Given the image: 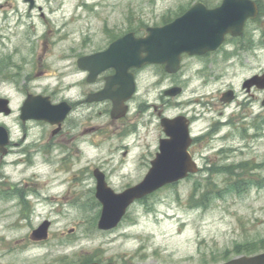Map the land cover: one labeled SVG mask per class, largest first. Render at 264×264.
Returning a JSON list of instances; mask_svg holds the SVG:
<instances>
[{
    "label": "rangeland",
    "instance_id": "obj_1",
    "mask_svg": "<svg viewBox=\"0 0 264 264\" xmlns=\"http://www.w3.org/2000/svg\"><path fill=\"white\" fill-rule=\"evenodd\" d=\"M198 1L217 2L38 0L42 10L30 13L21 0H11V8L0 9V29L9 26L0 33V59L19 51L17 84L0 81V95L10 98L12 109L11 116H0V124L16 141L27 133V146L38 154L32 167L21 164L9 171L11 180L25 182L19 187L20 201L11 184L7 198L0 201V264H219L239 256L238 246L253 255L264 252V108L257 103L253 113L244 114L240 105L224 113L216 107L220 91L232 86L242 92L244 79L264 69V27L239 56L223 52L186 63L185 91L179 98L163 95L171 80L155 86L156 79L144 77L140 100L148 98L150 105L140 117L143 136L138 141L119 138L114 128L105 139L78 136L74 141L81 143L82 153L72 158L66 132L72 131L69 125L75 118L63 124L65 137L54 140L50 125L36 121L24 128L20 120L22 87L33 94H53L54 103L83 89L68 85L80 79L74 62L87 38L90 48L99 47L107 44L109 35L129 32L132 20L136 32ZM202 97L201 103L195 102ZM168 101L173 105L164 108L168 115L196 120L203 137L194 148L199 173L136 202L116 229L99 230L102 205L96 198L94 170L105 171L116 192L140 183L165 137L152 105L163 107ZM244 101L241 94V104ZM101 110L91 109L92 125L107 122L98 114ZM79 125L74 135L84 127ZM204 191L209 194L202 199ZM45 220L52 224L50 238L31 241L30 234Z\"/></svg>",
    "mask_w": 264,
    "mask_h": 264
},
{
    "label": "water",
    "instance_id": "obj_2",
    "mask_svg": "<svg viewBox=\"0 0 264 264\" xmlns=\"http://www.w3.org/2000/svg\"><path fill=\"white\" fill-rule=\"evenodd\" d=\"M25 1L30 2L31 5L34 3V0ZM247 10L246 1L224 0L222 5L214 10H209L204 4L198 3L169 25L149 28V35L145 38H135L133 34V68L146 64H167L168 72H177L182 53L202 55L216 50L222 44L225 34L247 19L245 14ZM130 37L131 35L128 34L118 39L104 53L79 60V67L90 71L89 82H93L100 73L111 67L117 69V75L108 79L106 89L90 96V101L112 100L114 119L121 118L127 113L128 108L125 103L135 93L134 78L133 83L128 79L131 78L129 69L132 67ZM85 60L88 61L89 66L86 65ZM248 84H256L264 88V75L253 78L246 83ZM223 99L231 102L233 92L226 93ZM70 111L71 107L67 102L54 105L49 97L29 96L21 110V120L24 123L28 120H37L58 125L53 132V135H56ZM0 113L6 115L12 113L8 100L0 99ZM162 125L166 138L160 141L159 152L141 183L116 193L108 186L104 174L99 170L95 171L96 197L103 206L98 222L100 230L116 228L135 201L198 173V165L189 152L192 138L187 119L185 117L163 119ZM7 141L8 131L0 126V151ZM50 226L49 221L44 222L32 232L31 239L47 240ZM222 264H264V252L253 256H241Z\"/></svg>",
    "mask_w": 264,
    "mask_h": 264
},
{
    "label": "flooded vegetation",
    "instance_id": "obj_3",
    "mask_svg": "<svg viewBox=\"0 0 264 264\" xmlns=\"http://www.w3.org/2000/svg\"><path fill=\"white\" fill-rule=\"evenodd\" d=\"M1 1L2 0H0V9L9 8L12 5L11 0H4L3 3ZM37 1L38 0H36L34 2V4L31 6V4L25 2V0H21V2L25 6L28 7V10L30 13L36 9H38L40 11L42 10V8L39 6ZM223 1L224 0H217V2H215V3L203 2V1H200V2H202L208 9L214 10V9H217L218 7H220L221 4L223 3ZM234 1H238V2L246 1L247 2L248 10H247V12H245V14L247 15V19H245L243 21V23H241L242 25L240 24L238 27H233L231 29L232 30L231 32L225 34L224 40H223L222 44L218 47L217 50L207 52V53L202 54V55H197V54L192 55V54L186 53V52L182 53L180 55L178 70L175 73H170L167 71V64H149V65H144L142 67H134L133 68V33H134L135 38H145L148 35V28L149 27H163V26L171 23L174 19L183 15L189 9H191L193 6H195L199 1L193 5H189L187 8H183V9L181 8L180 11L173 18L169 17L168 19H161L158 22H154L153 25L147 24L146 28H142L140 30H137L136 32H133V20H132V25H131V28L128 32L131 35L130 42H131V54H132V67L129 69V75L131 76V78L128 76L129 77L128 79H130L133 83V78H134L135 93H134V95H132L130 100L126 103L127 108H128L127 113L119 119L112 118L111 113H112L113 106H114V103L112 100L106 99L103 101H93V102L90 101L91 95L98 94L101 91L106 89L108 79L117 75V69L114 67H111V68L105 70L104 72L100 73L95 78V80L91 83V82H89L90 71L88 69H86V70L80 69L79 68V60L83 59V58L88 59L89 57H92L94 55L104 53L110 47V45L113 42H115L120 37H123L124 34L121 36H115L114 34L111 33L112 35L108 36L107 44L99 46V47L98 46L92 47V48H90L91 41L89 40V38H87L84 41V45H83V49H82L81 53L78 54V56L74 62V65L78 68L79 73L77 75L80 76V79L76 82H73V84L68 85V87H70V88H73L75 86L78 88H80L81 86H84V87L77 94L69 96L66 100H61V102L66 101L69 104V106L71 107V112L68 115L65 122L69 124V121L72 118H75V119H73L72 122H70L69 129H71L73 131V130H75V128H77V127L79 128L80 127L79 122H80L81 126H83V124H84V127L82 128V130L79 133L74 135L72 131L66 132L64 130V127L62 126V130L56 136H53L51 133L50 140L65 137V132H66V135H68L66 137V139L68 140V144H69V148H68L69 152H70L69 155H71L72 158L74 156L81 155V153H82L81 152V146H80L81 143L74 141V139H76L78 136L100 135L105 139L106 136H108L107 133L110 132V130L112 128H114L119 133V136H120L119 138H124V139L131 138V139H133V137H134L135 140L138 141L140 139V137L143 136V133L140 131L141 125H143V124H141V121H139V120H140L141 115H143V113H145L146 109L150 105L148 98L146 101L140 100V97H141L140 87L142 86L141 82H142L144 77L147 76V77H151V78L156 79L157 82H156L155 86H159V84H163L164 82H166V81L169 82L171 80L172 83L169 85V87H167V89L163 90V95L168 100L176 99V98L181 97L185 91V87L183 86V82L185 80H187L186 75H185L186 63L191 65V60H205V61H207L209 58L216 56V55H219L223 52H224V54H226V56H233V55L239 56V54L241 52L248 51L250 49V47L254 44V41H255V38H256V35H257L259 29H263V27H264V0H234ZM42 17H43V15H42ZM5 28L9 29V26H7V27L4 26L2 29H0V33ZM261 36L264 37V30L261 33ZM1 37H4V35L0 36V38ZM255 51H256V49H254V53H255ZM18 53H19V51L15 52L14 55L13 54H11V55L3 54V57L0 59V81L1 82L6 81V82H9L12 84L13 83L17 84V82H18L17 78L19 76L14 75L15 74L14 68L19 67L17 65L18 63L15 61V57L18 55ZM85 62H86V65L89 66V64L87 63L88 61L85 60ZM8 69H10L9 71H11V72H9L7 74H1V72L3 70L7 71ZM198 70H199V72H201L202 68H199ZM262 75H264V69L259 70L257 72H254V73L250 74L249 76H247L242 83V92H238L232 86L227 88L226 90L220 91L219 92L220 93L219 94L220 95V98H219L220 105L217 104L216 107L218 106V107L222 108L221 113H224V110H226L227 108L236 104V105H240V106L244 107V114H247L248 110L251 113H253V107L257 103H260L262 105V107L264 108V104H263V102H264V89L260 88L256 84L245 85L248 81H250L254 77H258V76H262ZM19 88H20V85L16 87V89H19ZM228 91H233V98L234 99L231 102H226L223 99L224 94ZM22 93L24 95V100H23L22 106L25 104L26 100L31 95L40 96V97H49L50 101L52 103H54L53 94H48L46 92H42V93L37 92V93L33 94L30 92L29 89H26L23 87H22ZM143 94H147V93H143ZM241 94H243V98L245 97V101H244V102H246L245 104H241V102H240ZM0 99L8 100L9 103H11L10 98L7 97L6 95L1 94ZM202 99H205V98L202 97L198 100H195V102L198 101L201 103ZM170 104H171V102L168 101V102L163 103V105H162L163 107H159L157 105H152V107L157 112L158 119L160 120V127H162L161 123H162L163 119H175L179 116L187 117L190 133L193 136V142H192L191 148L189 150H190L191 154L194 156V148L199 143V141H201L203 139V137H201V132H199V130L196 129V120L194 118H190L186 115H178V116H174V117L168 115L164 108L165 107L166 108H172L173 105H170ZM93 107H103V110L99 111L98 114L102 115V116L104 115L107 117V122L105 124L92 125L91 122L93 120V117H91L92 115H89V113L91 112V109ZM0 116L7 117L10 115L1 114ZM76 118H79L81 120H77ZM86 121H89L87 126L85 125ZM31 122H36V121L31 120V121H27L26 123L22 122V126L24 128H26V126ZM37 122L43 123L41 121H37ZM46 124L50 125L49 123H46ZM0 125H2V124H0ZM3 126L6 127L5 125H3ZM50 126H51V128H53V130L55 129L54 126H52V125H50ZM162 130L164 131L163 127H162ZM8 131H9L8 141L5 144V146L3 147V149L0 151V201H3L5 198H7L8 188H9L10 184L12 186L17 187L16 188L17 190L15 191V193H12V194H13V196H15L20 201L22 191L19 190V187H20V185H22L25 182V180L20 179V180L14 182V180L10 179L9 171H11L12 168L19 167L21 164L26 165L28 167H32L34 164V158L38 154L35 155L34 146H27V142H26L27 136H28L27 133H24L22 138L20 140L16 141L12 137L10 129H8ZM164 134H165V132H164ZM165 137H166V135H165ZM165 137L160 138L159 145H160V141L162 139H165ZM130 146L132 148L133 144H131ZM36 147L38 148V146H36ZM45 152L47 153L46 150H45ZM127 153L128 152H126L124 155H127ZM157 153H156V155H157ZM194 159L198 160L195 158V156H194ZM101 171L104 173L105 180L107 181V183L110 184V179H109V176L107 175V173L103 170H101ZM93 175H94V173H93ZM129 187H131V186H129Z\"/></svg>",
    "mask_w": 264,
    "mask_h": 264
},
{
    "label": "trees",
    "instance_id": "obj_4",
    "mask_svg": "<svg viewBox=\"0 0 264 264\" xmlns=\"http://www.w3.org/2000/svg\"><path fill=\"white\" fill-rule=\"evenodd\" d=\"M208 194H209V193H207L206 191H204V192L201 194V195H202V199H204ZM27 203H28V202H26V204H27ZM27 207H28V205H27ZM237 249H238V253H239V255L243 254L242 251L249 252L250 254L252 253L251 250H245L244 248H243L244 250H242L241 246H238ZM88 262H92V260H90V261H86L85 263H88Z\"/></svg>",
    "mask_w": 264,
    "mask_h": 264
}]
</instances>
